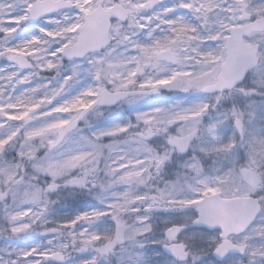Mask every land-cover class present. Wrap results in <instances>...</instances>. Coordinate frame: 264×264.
I'll list each match as a JSON object with an SVG mask.
<instances>
[{
  "label": "snow or ice",
  "instance_id": "6c2138e0",
  "mask_svg": "<svg viewBox=\"0 0 264 264\" xmlns=\"http://www.w3.org/2000/svg\"><path fill=\"white\" fill-rule=\"evenodd\" d=\"M0 264H264V0H0Z\"/></svg>",
  "mask_w": 264,
  "mask_h": 264
}]
</instances>
